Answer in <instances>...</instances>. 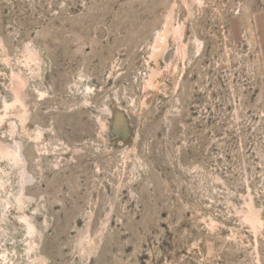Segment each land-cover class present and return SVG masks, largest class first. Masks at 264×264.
I'll return each mask as SVG.
<instances>
[{
  "label": "rangeland",
  "instance_id": "1",
  "mask_svg": "<svg viewBox=\"0 0 264 264\" xmlns=\"http://www.w3.org/2000/svg\"><path fill=\"white\" fill-rule=\"evenodd\" d=\"M0 143V264H264V0H0Z\"/></svg>",
  "mask_w": 264,
  "mask_h": 264
},
{
  "label": "bare ground",
  "instance_id": "2",
  "mask_svg": "<svg viewBox=\"0 0 264 264\" xmlns=\"http://www.w3.org/2000/svg\"><path fill=\"white\" fill-rule=\"evenodd\" d=\"M20 146H21V144H20ZM20 146H18V148H17L15 146H9V145H5L3 143H0V157L6 158L7 160L12 161L13 163H17V164L22 163V165L24 167L25 160L23 158V154L20 152V150H21V149H19ZM0 185L2 186L1 182H0ZM22 195H24V194H22ZM28 222H29V220H28Z\"/></svg>",
  "mask_w": 264,
  "mask_h": 264
}]
</instances>
